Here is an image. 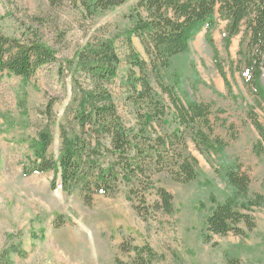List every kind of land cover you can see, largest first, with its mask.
I'll return each instance as SVG.
<instances>
[{
    "label": "rangeland",
    "instance_id": "obj_1",
    "mask_svg": "<svg viewBox=\"0 0 264 264\" xmlns=\"http://www.w3.org/2000/svg\"><path fill=\"white\" fill-rule=\"evenodd\" d=\"M138 1L91 15L69 1L53 7L49 0H0V31L10 39L47 45L58 63L42 68L27 84L15 76L0 83V264L6 254L11 264H264V207L252 213V230L241 225L242 235L205 240L206 219L230 194L222 177L226 166H242L252 180V192L264 194V142L254 127L257 119L264 126V104L242 75V36L226 46L223 21L218 20L212 35L230 91L214 63L205 29L189 42L187 53L171 60L162 78L165 86L176 87L184 105L202 103L212 111L211 144L204 148L187 140L198 164L195 181L184 185L166 174L154 177L147 203L139 205L144 214L143 208H150L149 214L141 217L121 193L97 197L87 206L78 192L65 193L53 173L24 176L23 165L46 130L53 140L50 153L59 155L61 124L77 84L85 89L90 83L77 61L88 45L113 41L123 63L110 91L125 123L136 125L139 109L133 105L136 97L129 99L134 94L126 81L130 38L133 51L149 63L132 34ZM262 76L264 90V70ZM151 80L155 96L169 107L168 96ZM160 187L173 196L172 215L152 208L154 190Z\"/></svg>",
    "mask_w": 264,
    "mask_h": 264
},
{
    "label": "trees",
    "instance_id": "obj_2",
    "mask_svg": "<svg viewBox=\"0 0 264 264\" xmlns=\"http://www.w3.org/2000/svg\"><path fill=\"white\" fill-rule=\"evenodd\" d=\"M85 7L91 15L108 12L130 0H49L51 6L64 2ZM137 26L133 37L138 38L149 57V63L133 51L126 64L130 101L139 110L136 125L125 123L110 86L119 76L122 59L110 40H100L78 53V66L88 80V88L75 90L72 104L66 110L60 128L61 145L58 156L50 153L53 144L46 130L33 153L23 165L25 177L53 173L61 182V189L73 195L78 192L87 206L97 197L125 195L141 217H146L149 190L154 177L168 175L173 181L188 185L195 181L197 161L188 150L190 138L196 146L206 148L214 134L211 127V108L202 103L183 104L175 86H165L163 74L171 67L173 58L187 53L189 42L205 29L206 40L214 49L217 69L229 83L216 61L213 31L218 20L226 23L225 42L241 37L240 66L249 88L259 91L264 104L261 78L264 70V0H139L136 4ZM57 66L56 54L36 40L10 39L0 31V83L4 78L18 77L27 84L45 66ZM154 78L162 94L168 96L170 106L155 96L151 86ZM254 127L264 142V126L254 120ZM219 149L224 145L214 140ZM264 148H261V152ZM229 196L206 219V242L215 236L242 235L241 225L254 228L252 213L264 207V194L251 190L252 180L242 166L231 163L223 169ZM152 186V187H151ZM56 185H53V189ZM154 212L172 215L173 196L164 188H156ZM140 205V207H139ZM6 254L4 264H11ZM230 264H234L231 262Z\"/></svg>",
    "mask_w": 264,
    "mask_h": 264
}]
</instances>
